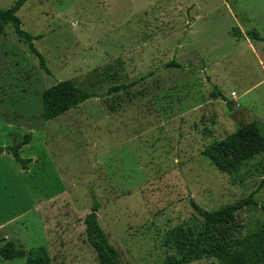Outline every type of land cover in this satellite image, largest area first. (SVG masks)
<instances>
[{
	"label": "rangeland",
	"instance_id": "374dc122",
	"mask_svg": "<svg viewBox=\"0 0 264 264\" xmlns=\"http://www.w3.org/2000/svg\"><path fill=\"white\" fill-rule=\"evenodd\" d=\"M187 1L26 0L17 14L39 35L48 73L5 26L0 144L31 138L20 151L25 169L0 153V246L43 247L50 264H99L83 223L95 199L121 264H160L197 245L203 223L193 202L215 210L254 192L264 204V153L234 174L203 153L245 123L264 134V0ZM234 28L259 39H238ZM172 60L180 66H167ZM65 79L100 96L44 119L42 93ZM263 218L259 207L237 211L226 238ZM211 232L189 264H222L213 254L221 233ZM0 264L27 263L0 255Z\"/></svg>",
	"mask_w": 264,
	"mask_h": 264
},
{
	"label": "trees",
	"instance_id": "16d2710c",
	"mask_svg": "<svg viewBox=\"0 0 264 264\" xmlns=\"http://www.w3.org/2000/svg\"><path fill=\"white\" fill-rule=\"evenodd\" d=\"M25 1L15 0L8 8H0V34L4 32L5 26L10 24L18 40L26 44L30 53L38 58L40 67L48 73L49 69L45 64L44 56L33 43V40L38 38L39 35H33L21 27V20L17 12ZM233 33L238 39L244 36L259 39L255 30L247 31L243 35L239 28H234ZM166 65L180 66L173 60L167 62ZM143 78L142 76L139 80ZM136 83H138L137 79L132 80L129 84L118 83L110 86L107 93L126 89ZM98 96L100 95L76 85L71 79L58 81L42 93V115L45 117L44 119H50L72 107H76L91 97ZM227 104L232 107V102H227ZM30 138L31 134L27 133L22 140L13 145L3 146L0 144V153L10 152L13 158L25 169L29 159L21 157L20 151L24 145L29 143ZM203 153L219 170L234 174L243 163L258 154L264 153V134L257 123H245L224 137L212 140L204 147ZM253 193L215 210H206L193 202V207L199 213L203 223V228L196 238L197 245L189 248L181 257H176L173 254L167 255L160 264H189L191 256L199 251L198 245L201 235L212 233L211 231H214L215 235L219 231L221 233L216 235L219 239L213 248V254L222 264H264V218L260 224L253 226L241 238L227 239L228 229L224 228L234 221L237 211L246 207H259L264 215V204L256 203L252 198ZM99 208V202L93 199L90 211L83 219L86 241L94 249L99 264H121L118 251L109 242L107 234L99 224ZM0 255L4 259L25 257L27 264H50L49 255L45 248L38 247L33 252H25L22 248H15L12 241H6L0 246Z\"/></svg>",
	"mask_w": 264,
	"mask_h": 264
},
{
	"label": "crops",
	"instance_id": "0c3cea01",
	"mask_svg": "<svg viewBox=\"0 0 264 264\" xmlns=\"http://www.w3.org/2000/svg\"><path fill=\"white\" fill-rule=\"evenodd\" d=\"M186 3H188V5H192L193 3H195V2H193V0L192 1H187ZM187 5V6H188ZM179 7H183V5H179ZM241 31V30H240ZM242 32V31H241ZM246 33V32H245ZM242 34L243 35H245L243 32H242ZM244 37H246V36H244ZM243 38V37H242ZM238 40V39H237ZM231 99H233L234 101H236L237 102V99H236V93H234L233 91L231 92ZM228 102H232V101H230V100H228ZM233 103V102H232ZM232 132V131H231Z\"/></svg>",
	"mask_w": 264,
	"mask_h": 264
}]
</instances>
